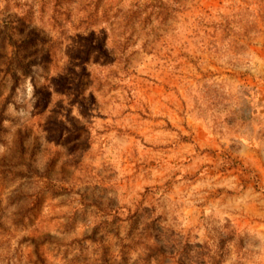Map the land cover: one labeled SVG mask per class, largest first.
Listing matches in <instances>:
<instances>
[{
  "label": "rangeland",
  "instance_id": "1",
  "mask_svg": "<svg viewBox=\"0 0 264 264\" xmlns=\"http://www.w3.org/2000/svg\"><path fill=\"white\" fill-rule=\"evenodd\" d=\"M0 264H264V0H0Z\"/></svg>",
  "mask_w": 264,
  "mask_h": 264
}]
</instances>
